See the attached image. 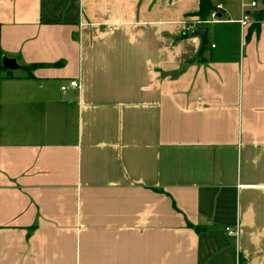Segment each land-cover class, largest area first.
I'll use <instances>...</instances> for the list:
<instances>
[{"label": "crops", "instance_id": "obj_1", "mask_svg": "<svg viewBox=\"0 0 264 264\" xmlns=\"http://www.w3.org/2000/svg\"><path fill=\"white\" fill-rule=\"evenodd\" d=\"M218 1L198 59V0H0V264H264V21Z\"/></svg>", "mask_w": 264, "mask_h": 264}, {"label": "built area", "instance_id": "obj_2", "mask_svg": "<svg viewBox=\"0 0 264 264\" xmlns=\"http://www.w3.org/2000/svg\"><path fill=\"white\" fill-rule=\"evenodd\" d=\"M263 8L262 0H239V9H240V16L237 19V23L239 27L242 28L254 21L260 22L264 21V15L261 19L255 20L253 17V12ZM222 5L219 1L215 2L214 8L209 12L208 17L203 20L199 21L198 19L191 18L187 21L188 26L187 30L191 31L196 25H207L211 22L217 21L218 13L221 11ZM213 47V45H211ZM67 87L71 88H79V83L76 79H70L66 85H61L60 90H65ZM230 233H235V231H229Z\"/></svg>", "mask_w": 264, "mask_h": 264}, {"label": "trees", "instance_id": "obj_3", "mask_svg": "<svg viewBox=\"0 0 264 264\" xmlns=\"http://www.w3.org/2000/svg\"><path fill=\"white\" fill-rule=\"evenodd\" d=\"M217 1L218 0H198L197 9L189 13L188 15L191 16L192 18L198 19L199 21H203L208 17L209 12L214 8L215 2ZM262 3H263V8L253 12V17L255 20L261 19L264 15V0H262ZM252 29H255V31L258 30V22L254 21L250 24L247 35ZM199 58H201V56ZM35 66L36 64H30L27 66L24 65V66H20L19 69L24 71L25 72L24 74L26 76H31L30 70ZM0 74L4 76H11V70H7L6 68L0 65ZM195 229H198V227H195Z\"/></svg>", "mask_w": 264, "mask_h": 264}, {"label": "water", "instance_id": "obj_4", "mask_svg": "<svg viewBox=\"0 0 264 264\" xmlns=\"http://www.w3.org/2000/svg\"><path fill=\"white\" fill-rule=\"evenodd\" d=\"M207 29V25H196L191 31L192 35H196L199 38V46L196 53L197 58L201 56L208 46ZM0 65L7 70L19 69L20 67L15 63L14 59L6 56H0ZM167 74L173 76L174 72H167Z\"/></svg>", "mask_w": 264, "mask_h": 264}, {"label": "rangeland", "instance_id": "obj_5", "mask_svg": "<svg viewBox=\"0 0 264 264\" xmlns=\"http://www.w3.org/2000/svg\"><path fill=\"white\" fill-rule=\"evenodd\" d=\"M233 3H235V0H233Z\"/></svg>", "mask_w": 264, "mask_h": 264}]
</instances>
